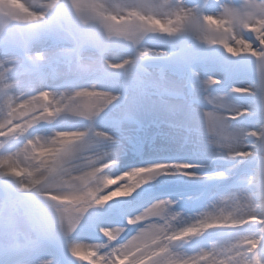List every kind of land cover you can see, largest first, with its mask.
<instances>
[{
  "label": "clouds",
  "instance_id": "clouds-1",
  "mask_svg": "<svg viewBox=\"0 0 264 264\" xmlns=\"http://www.w3.org/2000/svg\"><path fill=\"white\" fill-rule=\"evenodd\" d=\"M0 264H264V0H0Z\"/></svg>",
  "mask_w": 264,
  "mask_h": 264
}]
</instances>
